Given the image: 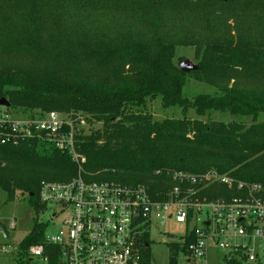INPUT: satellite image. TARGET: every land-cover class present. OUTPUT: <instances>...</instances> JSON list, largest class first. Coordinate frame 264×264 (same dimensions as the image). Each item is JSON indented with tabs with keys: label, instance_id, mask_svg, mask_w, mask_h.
Returning <instances> with one entry per match:
<instances>
[{
	"label": "trees",
	"instance_id": "trees-1",
	"mask_svg": "<svg viewBox=\"0 0 264 264\" xmlns=\"http://www.w3.org/2000/svg\"><path fill=\"white\" fill-rule=\"evenodd\" d=\"M237 11L261 21L257 38L229 40L212 34L218 29L219 13ZM20 18L27 21L15 29L13 23ZM111 19L121 23L109 27ZM133 21L147 26L146 32L131 35ZM122 25L126 28L120 32ZM67 26L73 27L74 34L88 30L93 35L107 30L104 28H117L123 37L111 49H130L120 57V61L127 60L128 69L122 65L72 76L56 72L38 79L21 67L0 65V97L8 99L10 109L76 108L102 120L101 129L79 137L76 143L86 157L85 168L92 173L87 177L144 183L152 197L159 199L170 187L168 171L201 173L213 168L260 183L264 194V0H0V45L69 49ZM182 28H191L195 42L205 45L197 69L188 73L173 63L171 33ZM13 36L25 38L20 41ZM248 72L260 81L249 89L228 83L218 85L215 94L200 93L191 99L182 94L189 74L206 78L209 73ZM148 97H160L164 106H179L183 111L192 107L201 116L228 112L232 120L205 121L186 114L152 120L142 109ZM247 118L251 119L248 123ZM102 169L107 170L97 173ZM76 174L70 155L48 142L28 139L0 146V187L6 202L14 201L20 191L28 194L39 212L44 209L38 197L40 182L67 181ZM211 189L203 194L216 198L226 188ZM46 227L47 223L34 219L20 242V255L25 256L30 246L44 243ZM139 242L145 264H151L149 236L143 235ZM171 251L175 255L182 247L175 242ZM229 264L243 263L234 259Z\"/></svg>",
	"mask_w": 264,
	"mask_h": 264
},
{
	"label": "built area",
	"instance_id": "built-area-1",
	"mask_svg": "<svg viewBox=\"0 0 264 264\" xmlns=\"http://www.w3.org/2000/svg\"><path fill=\"white\" fill-rule=\"evenodd\" d=\"M88 130L83 113L19 116L0 106V146L28 139L45 141L67 152L77 166V174L67 181L40 182L38 197L44 211L50 209L51 218L67 215L55 234L28 248L29 264H145L139 238L166 221H174L183 230L176 242L186 264L207 261L212 250L222 252L225 264L234 259L264 264L260 183L213 168L201 173L168 171L170 187L159 195L163 198L156 199L144 183L89 178L83 170L86 157L76 147ZM219 185L226 189L216 198L203 194ZM15 226L12 221L0 238H8Z\"/></svg>",
	"mask_w": 264,
	"mask_h": 264
},
{
	"label": "rangeland",
	"instance_id": "rangeland-1",
	"mask_svg": "<svg viewBox=\"0 0 264 264\" xmlns=\"http://www.w3.org/2000/svg\"><path fill=\"white\" fill-rule=\"evenodd\" d=\"M221 16L216 23L218 29L214 30L213 35L223 37L224 39L245 40L248 37L257 38L261 21L252 15H243L242 12H235L232 15L219 13ZM84 15V14H83ZM86 16V15H85ZM82 17V16H77ZM27 19L20 18L14 22L15 29H19ZM108 21V20H107ZM109 27L121 21L119 19H111ZM22 24V25H21ZM134 29L131 35L135 33H145L146 27L140 22H134ZM21 25V26H19ZM123 28V29H122ZM120 32L126 28L122 25ZM93 35L88 30L79 34L73 33V27L67 26L65 32L66 42L69 49H30L18 43L11 47L8 44H1L0 49V65L7 69L21 67L27 70L35 78L53 76L56 72H61L68 75H83L89 72L101 73L109 70L111 67H121L125 65L128 69L129 64L125 61H120L122 54L128 53L130 49H111V45L120 37H123L117 28H104ZM204 31V29H201ZM192 29L182 28L179 31L171 33V40L174 42L173 63L178 65L183 60H189L192 64L197 65L204 55V46H199L192 35ZM2 33V32H1ZM5 39L8 37L2 33ZM76 35L82 36L78 37ZM22 41L25 37L13 36ZM91 39L92 43H88ZM88 43V44H87ZM96 43V44H95ZM118 57V59H117ZM91 69V71H89ZM213 71V70H212ZM206 73H208L206 71ZM206 78L201 74H189L186 79V84L182 90L183 96L191 99L200 93L215 94L218 93L217 87L222 84H236L245 89H249L257 85L260 81L254 79L248 72L240 74L219 75L217 73L206 74ZM209 75V76H208ZM206 79V80H204ZM144 112H148L152 120L161 121L165 118H180L184 114L189 118H200L203 120L215 119L228 122L232 120L230 113L212 111L207 115H198L194 108L190 107L185 111L179 106L166 107L163 105L160 97L150 98L146 100V104L142 108ZM14 114L22 116L25 113H46L48 110L35 108L33 110H25L24 108L11 109ZM56 111L60 115H68L72 113H83L88 118L89 130L88 134L102 128V120H99L94 113L87 112L82 109L71 108L70 110H58L56 108L49 110ZM85 111V112H83ZM235 118V117H234ZM233 118V119H234ZM247 123L250 118L245 119ZM85 165V164H84ZM84 172L91 175L85 166ZM107 169L97 171L102 172ZM122 181V180H120ZM124 182V181H123ZM55 208V207H54ZM57 210V208H56ZM52 211L40 210L39 212L30 204L26 194L17 191L15 200L6 202V193L0 187V235L4 231V225L9 228L12 221H15V228L9 230V236L5 240L0 238V264H29L28 256L20 255L19 245L22 239L31 230L34 219L39 223H47L45 235L55 234L61 227L62 219L67 215V212L60 213L57 217L51 218ZM183 233V230L174 221H166L157 229H150V262L151 264H172V257L175 258L173 264H186V259L182 252L173 255L171 244L177 241L178 236ZM4 245V249L2 246ZM172 256V257H171ZM199 264H225L221 251L212 250L207 261L199 262Z\"/></svg>",
	"mask_w": 264,
	"mask_h": 264
},
{
	"label": "water",
	"instance_id": "water-1",
	"mask_svg": "<svg viewBox=\"0 0 264 264\" xmlns=\"http://www.w3.org/2000/svg\"><path fill=\"white\" fill-rule=\"evenodd\" d=\"M178 67L181 69V71L183 72H191L195 69H197V65L192 64L189 60H183L178 64ZM0 106H4V107H10V102L8 101V99L6 97H0ZM234 118V116H233ZM32 195V193H30V196Z\"/></svg>",
	"mask_w": 264,
	"mask_h": 264
}]
</instances>
